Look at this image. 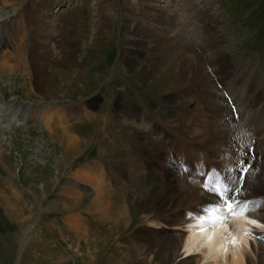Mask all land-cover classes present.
<instances>
[{
	"label": "rangeland",
	"instance_id": "374dc122",
	"mask_svg": "<svg viewBox=\"0 0 264 264\" xmlns=\"http://www.w3.org/2000/svg\"><path fill=\"white\" fill-rule=\"evenodd\" d=\"M22 1H24L22 7L27 2L39 4V0ZM53 2L54 0H47L48 6L44 4L38 9L39 17L47 20L45 33L42 30L35 31V40H32L29 25L24 23V32L17 34L19 40L22 37L25 39L23 46H11L18 42L13 38L16 35H7L5 45L2 47L0 45V56L3 55L0 57V147L3 152L0 156V240L4 237L12 242L10 245L0 243V250L9 248L11 253V256L6 258L4 250L0 251V264H154L150 255L131 260L119 256L123 250L134 248V241L128 243L126 239L135 231L136 222L121 235H114L106 244H102L101 239H98L94 246L97 250L94 252V247L85 242V239L78 241L75 239L76 234L73 229L76 228L70 230L69 227L78 215L62 207L60 198L56 195V186L61 181L63 169H66L60 163L64 149L60 142L59 128L62 125L75 124L77 126L68 128V134L80 138L84 129L92 125L89 123L94 122V125L98 122L92 115L89 116L90 122L86 117H77L79 114L74 115L71 110L78 108L79 112L85 110L99 114L117 106L127 118L131 119L125 105L127 104L129 108L136 107L139 110L149 111L147 105L150 100L157 102L153 107L160 113V115L156 114L157 117L166 118L167 109L161 104V97L165 91L172 94L173 91L171 92L170 87L167 86L180 82L181 78L174 77L168 83L165 81L162 88L159 87L161 85H154L153 79L150 83L142 80L143 76L138 71L144 65L143 62H139L141 59L136 63H129L134 54L147 50L155 44L145 40V37L149 38L146 35L153 33L161 35L178 33L193 44L199 54H202L197 41L192 40L191 30L189 31L191 27L186 28V21L194 17V10L192 11L190 7L192 2L197 8H201V3L206 4L209 14L215 18L217 23L215 27L224 35L225 45L228 48L227 67L235 77L237 76L236 80L246 82L245 74L264 78V0H61L57 6ZM20 10L21 7L16 11L8 8L6 11L9 14L4 19L8 21V18L17 16L16 12ZM16 23L18 26L16 27L15 24L14 29L23 27ZM37 36L44 37L39 39ZM0 41L3 45V38ZM27 47H31L30 50H26L27 52L24 50L16 52L18 51L16 48ZM135 60L138 58L135 57ZM111 69H114V73H110ZM204 69V72L212 74L210 76L217 91L228 105H231V98L227 95L231 92L239 98L244 96L245 85H241L243 88L237 87L236 80H232L233 76L225 79L220 77L218 80L216 73L209 70L210 66L206 65ZM232 83L236 91L231 88ZM55 84L62 88H56ZM97 94H100V98L93 103V106L85 104L91 96L95 97ZM262 97L263 99L258 103L259 108L264 102V94ZM52 98L61 102L64 100L70 102L60 105L41 102ZM191 104L195 108L201 106L195 98H192ZM229 107L234 111V106ZM257 107L258 105L252 109L255 110ZM233 113L235 115L232 120L236 122L238 117L235 111ZM59 114L62 118L57 117ZM110 114L111 111L109 116ZM128 121L138 123L136 119ZM241 122V120L236 122L239 128ZM108 123L110 124L111 120ZM112 124L113 127L116 126L114 121ZM244 130L249 133L252 146L247 144L240 153L237 152L239 159L230 153L232 152L230 148L225 147V151L218 150L216 158L213 159L207 145L189 141V138L186 142L179 140L181 144L187 145L190 156L197 166L201 164L200 150L203 152L201 154H204L206 153L204 145L207 147L212 171L201 176L202 186L213 188L216 182L218 189L222 187V180L216 174L218 166L225 170L229 179L227 183L230 191L227 193L233 195V199H241L236 196V192L243 187L248 174L252 170H258V165L253 167L254 163L248 164L249 161L240 162V156L252 154L256 158H252L251 155L250 157L258 162L260 156H263L262 153H258L259 150H256V142L261 136L252 130H247V127H244ZM137 131H142L145 135L150 134L149 130L142 127ZM119 133L122 135L121 131ZM160 143L161 146L164 145L163 141ZM248 147L250 148L247 149ZM95 149L91 147L81 151L74 172L79 171L81 165L87 164L88 160L96 157ZM219 160H224L227 168H223L226 165L219 166ZM170 161L175 162L174 159ZM7 163L12 170H16L17 176L11 175L7 166L5 167ZM55 163H58V166ZM98 163L103 164L105 161L99 159ZM236 165L239 175L234 177L230 174ZM174 170L181 178L197 183L201 187L198 177L188 176L186 171H180L178 167ZM209 178L211 182L208 183ZM86 181V177L74 181L76 185L73 188L89 195L93 192V187L89 181ZM13 190H17L20 200L13 197L15 206L9 209L13 212L8 213V210L5 212L7 208L5 199L14 195ZM204 190L219 196L214 191ZM226 197L225 195L221 197L224 198L223 202ZM26 200L30 201L31 209L23 203ZM259 200H262V197ZM263 205L262 200L259 206ZM186 214H189L188 209L181 208L176 217L181 219ZM82 216L87 218L85 215ZM24 219L26 220L23 221ZM31 219L33 231L30 234L34 232L31 235L32 240L21 246L18 239L23 231L27 230ZM84 222L86 225H91L89 217ZM20 223L22 227L19 226ZM104 226H109V223H104ZM162 231L166 230L162 229ZM133 252L136 253L137 248L133 249ZM7 259L10 263H6Z\"/></svg>",
	"mask_w": 264,
	"mask_h": 264
},
{
	"label": "bare ground",
	"instance_id": "6f19581e",
	"mask_svg": "<svg viewBox=\"0 0 264 264\" xmlns=\"http://www.w3.org/2000/svg\"><path fill=\"white\" fill-rule=\"evenodd\" d=\"M0 1V40L2 38L4 40L3 45L0 44L1 47L5 45L7 35H16L13 38L18 42L13 43L12 47L23 46L25 39L22 37L23 39L19 40L17 34L24 32V23L29 25L32 40H35V31L42 30L45 33L47 20L39 17L38 9L42 7L41 5H47V0H39L38 5L27 2L23 7L22 0ZM54 2L57 6L61 0ZM191 4L194 17L186 21V28L191 27L189 31L191 30L192 40L197 41L202 54H199L193 44L178 33L162 35L153 33L146 35L149 38L145 37V40L155 44L153 43L154 45L147 50L144 48V51L134 54L129 63H136L141 59L139 62H143L144 65L138 68V71L143 76L142 80L150 83L153 79L152 83L161 85L159 87L162 88L165 81L168 83L174 77L181 78L180 82L167 86L170 87L171 92L173 91L172 94L165 91L161 97V104L167 109L166 118L157 117L156 114L160 115V113L153 109L154 103L157 102L152 100L147 105L150 112L136 107L132 109L126 104L125 108L131 119L127 118L117 106L99 114L85 110L79 112L78 108L71 110L72 114L78 113L77 117H86L89 122L91 121L89 116L92 115L98 123L94 125L93 121L89 123L92 125L84 129L80 138L68 134V128L77 126L75 124L70 123L59 128L60 142L64 149L60 163L67 170L63 169L61 181L56 186V195L59 196L62 207L78 215L69 227L70 230L76 228L73 229L76 234L75 239L78 241L83 238L91 247L96 246L98 239H101L102 244H106L114 235H121L136 222L135 231L126 239L128 243L134 241V248L125 249L119 254L120 258L125 260L150 255L154 264H264V205L259 206V202L264 201V102L260 104V108L258 104L263 99L264 78L245 74L246 82L236 80L237 76L235 77L227 67L228 48L225 45L224 35L215 27L217 24L215 18L209 14L206 4L201 3V8H197L193 2ZM20 7L21 10L16 12L17 16L8 18V21L4 19L9 14L6 11L8 8L16 11ZM16 22L23 27L14 29L15 24L16 27L18 26ZM43 37L37 36L39 39ZM30 48H16L18 50L16 52L28 51ZM135 57L138 60H135ZM206 65L210 66L209 70L213 71L212 73H216L218 80L220 77L225 79L233 76L232 80H236L237 87L243 88L245 85L243 97L239 98L234 92L227 95L231 98V105L234 106L237 114L236 122L242 121L241 128L232 120L234 111L230 109L231 105H228L225 99L222 100V95L217 91L210 76L212 74L204 72L203 68ZM114 69H111L110 73H114ZM232 84L234 87L230 86L234 90L235 85ZM55 85L56 88H62ZM99 98L100 94L91 96L85 104L93 106ZM192 98L200 102L199 108L192 107ZM41 102L60 105L70 101L61 102L52 98ZM256 105L258 107L253 110L252 107ZM57 117L62 118L60 114ZM132 119H136L138 123L128 121ZM141 127L149 130L150 134L138 132L137 129ZM244 127L261 136L256 142L257 149H255L263 156H260L259 162L252 159L256 158L252 154H250L252 158L248 154L240 156V162L254 163L253 167L258 165V170H252L246 177L243 187L236 192V196L241 199H233V195L227 193L230 191L229 179L225 170L217 166L218 163H215L218 168L216 174L222 180V187L218 189L215 182L213 188H208L202 186L200 182L203 174L206 172L210 174L212 171L207 147L213 159L216 158L218 150L225 151L224 147L230 148L232 150L230 153L239 159L237 152L240 153L247 144L252 146L249 133ZM187 138L189 141L207 145V147L204 145L205 156L200 150L199 155L202 157L199 166L191 158L187 145L179 141L186 142ZM161 141L164 142L162 146ZM91 147L96 148V157L88 160L87 164L81 165L79 171L74 172L81 151ZM236 149L240 150L236 151ZM2 153L0 147V156ZM99 159L104 160L105 163L98 165ZM170 159H174L175 162L171 163ZM222 165H226L223 168H227V163L219 160V166ZM237 165L230 174L234 177L239 175ZM5 167L12 176H17L16 170H12L9 163ZM176 167L180 171H186L188 176L198 177L203 189L197 183L181 178L174 170ZM82 177H86L93 187V192L89 195L73 188L76 180ZM209 182L211 178L208 179ZM204 189L214 191L219 196ZM17 193V190H13L14 195L5 199L7 205L5 212L6 210L8 213L13 212L9 209L15 206L13 197L20 200ZM223 195L227 196L224 202L222 201L224 198H221ZM260 197L262 200H259ZM23 203L31 209L30 201L26 200ZM181 208L188 209L189 214L180 219L176 216ZM82 215L89 217L91 225H86L84 220L86 221L87 218H83ZM32 219L27 230L23 231L18 239L21 246L32 240L31 235L34 233L30 234L33 231ZM104 223H109V226H104ZM0 243L10 245L12 242L3 237ZM136 248L138 253L133 252ZM2 250L6 258L11 256L9 248L0 251ZM95 250L96 247L93 248V252ZM6 261L10 263L8 259Z\"/></svg>",
	"mask_w": 264,
	"mask_h": 264
},
{
	"label": "snow or ice",
	"instance_id": "6c2138e0",
	"mask_svg": "<svg viewBox=\"0 0 264 264\" xmlns=\"http://www.w3.org/2000/svg\"><path fill=\"white\" fill-rule=\"evenodd\" d=\"M231 208V206L229 205V209Z\"/></svg>",
	"mask_w": 264,
	"mask_h": 264
}]
</instances>
